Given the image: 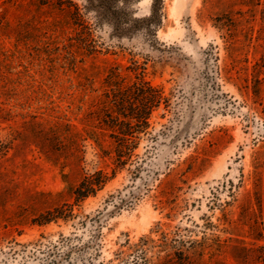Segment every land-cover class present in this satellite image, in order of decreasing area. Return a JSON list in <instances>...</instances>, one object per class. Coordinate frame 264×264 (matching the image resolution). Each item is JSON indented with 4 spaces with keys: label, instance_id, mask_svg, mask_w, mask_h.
Instances as JSON below:
<instances>
[{
    "label": "rangeland",
    "instance_id": "374dc122",
    "mask_svg": "<svg viewBox=\"0 0 264 264\" xmlns=\"http://www.w3.org/2000/svg\"><path fill=\"white\" fill-rule=\"evenodd\" d=\"M152 1L0 0V264H264V0H164L151 33ZM114 69L168 106L76 203Z\"/></svg>",
    "mask_w": 264,
    "mask_h": 264
},
{
    "label": "trees",
    "instance_id": "16d2710c",
    "mask_svg": "<svg viewBox=\"0 0 264 264\" xmlns=\"http://www.w3.org/2000/svg\"><path fill=\"white\" fill-rule=\"evenodd\" d=\"M163 4L164 0L152 1L150 15L142 21L147 32H155L156 28L161 25ZM106 87L107 90L99 103L100 106L92 113L103 132L91 131L87 134V139L95 143L98 156L105 162L109 161L107 167L111 169V173L107 169H98L92 174H85L72 190L76 203L96 196L115 179L118 171L127 165H135L136 171L141 169L147 160V158L142 159L136 152L141 134H149L148 129L151 127L150 120L153 113L159 110L162 104L168 106L169 99L165 96L163 89L147 81L144 72L136 71L134 81L126 82V78L114 69L110 71L106 79ZM106 134H108V142L104 139ZM54 135H59V131H55ZM72 135L75 138L81 137L78 133ZM78 141L74 140L72 147L79 153L81 150L78 148ZM149 151L147 150L146 154ZM76 158L78 161L81 160L79 156ZM5 177L1 173L0 182H3ZM1 187L4 188L0 183V189ZM66 205L68 206L64 204L62 207L40 214L35 222L43 226L58 219H66L67 216L63 214V208ZM175 255L177 257V254ZM179 255L183 256L181 253ZM167 259V264H186L182 258L176 260L175 257L168 256ZM187 264L190 263L187 262Z\"/></svg>",
    "mask_w": 264,
    "mask_h": 264
}]
</instances>
